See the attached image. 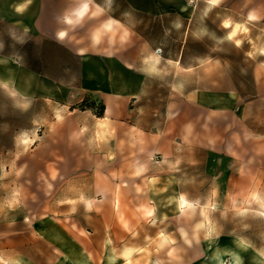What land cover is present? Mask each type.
I'll use <instances>...</instances> for the list:
<instances>
[{
    "label": "rangeland",
    "instance_id": "obj_1",
    "mask_svg": "<svg viewBox=\"0 0 264 264\" xmlns=\"http://www.w3.org/2000/svg\"><path fill=\"white\" fill-rule=\"evenodd\" d=\"M228 1L207 12L199 0L192 14L187 0H118L125 27L101 34V47L84 45L89 28L73 30L77 53L123 55L144 79L111 118L100 95L59 103L0 87V264H56L39 229L92 230L91 199L104 201L96 209L123 264H264V20L235 12L254 0ZM48 51L79 74L78 55ZM63 80L79 89L77 75ZM182 195L193 204L183 214Z\"/></svg>",
    "mask_w": 264,
    "mask_h": 264
},
{
    "label": "crops",
    "instance_id": "obj_2",
    "mask_svg": "<svg viewBox=\"0 0 264 264\" xmlns=\"http://www.w3.org/2000/svg\"><path fill=\"white\" fill-rule=\"evenodd\" d=\"M246 1L249 2V0ZM25 2L26 0H0L1 88L5 89L3 85L7 84L8 89L5 90H14L24 100L46 99L59 103L71 101L77 91L100 95L105 99V114L109 118H111L113 112L118 110L117 103L124 108L129 97L132 98L140 94L144 79L141 78L132 64H127L123 55L117 53L110 55L105 53L104 55L102 50L98 54L95 51L93 52L92 49L77 53L73 48V29L65 25L62 18L65 12L77 7L82 0H32V3L23 13L17 12L16 9ZM205 2L207 3V0ZM228 2V0H222L215 7L208 5L207 12H213L216 8L225 6V3ZM250 3H253V5L249 6L248 9L235 10V12L243 14L246 19L250 14H253L256 17L254 20H264V0H254ZM97 5L105 11L95 18L96 26L93 28L92 19L86 18L84 24L77 27L79 29L89 28V42L84 44L89 47L102 46V40L93 44L92 29L98 28L101 23L108 19L119 22L113 30H122L125 27L123 24L124 10L118 0H93L90 7L95 11ZM190 6L184 7L183 10H192L193 14L198 7L191 4ZM109 8L112 9L110 14ZM227 10L232 9L228 7ZM126 13L128 16L134 17L133 9ZM138 14L139 10H136V16ZM136 24H139V22ZM136 26L133 25L128 29L133 30ZM13 30L19 33L20 39L14 38ZM60 31H68V37L64 40L58 39ZM48 49L56 50V52L61 49L66 54L71 53L73 60L78 55L81 62L79 74L74 76L68 65L54 67V60L56 61V59L49 60V58H45V55L50 52ZM76 75L81 80L79 89L63 80L64 78L76 77ZM98 173L99 171H93V174ZM107 183L99 185V187L107 188ZM96 184L98 188L99 182L97 181ZM115 189L120 190L122 188L119 185ZM88 202L93 207L91 210L94 213L95 222L98 223L92 230L89 227H84L78 220H72L74 222L70 223L69 226L64 223L61 226L51 223L39 229L40 238L53 248V252L61 254L56 264H123L118 255L124 253V251L117 245L111 244L112 240L111 243L107 241V217L96 209L101 207L104 201L102 199H91ZM114 205L118 208L123 205V198L120 193L116 195ZM102 229L105 232L103 241L100 235L97 236ZM259 256L263 260L261 255H258L257 258ZM29 263L28 259L24 258L21 263L17 264Z\"/></svg>",
    "mask_w": 264,
    "mask_h": 264
},
{
    "label": "clouds",
    "instance_id": "obj_3",
    "mask_svg": "<svg viewBox=\"0 0 264 264\" xmlns=\"http://www.w3.org/2000/svg\"><path fill=\"white\" fill-rule=\"evenodd\" d=\"M222 2V0H207V3L210 7H215L217 5H219ZM32 3V0H26V2L22 5H20L16 10L19 13H23L28 6ZM93 4V0H82V2L75 8L65 12V14L63 15L62 18V22L69 26L70 29H75L79 26H82L87 19H95L97 17L98 14H103L104 13V9L100 6H96L95 7V11L92 10V8L90 7ZM91 14V15H89ZM249 20H254L256 19V17L253 14H250L248 17ZM119 22L117 20L114 19H108L107 21L103 22L100 24V26L98 28L95 29V31H93L92 33V42L93 44L98 43L101 34H107V33H111L113 31V28L115 25H118ZM225 27H230V24H225ZM238 28H241L242 26L238 25ZM245 31L247 29H244ZM235 33H232V35H234ZM69 32L68 31H60L58 33V39L60 40H64L66 37H68ZM232 35H230L228 37V39L232 38ZM123 39V38H121ZM23 42V41H21ZM262 54H264V50H262ZM251 55V53H250ZM149 60H154L155 65H159L160 63V57L159 56H152L149 58ZM149 60H146L145 63H148ZM169 63H171V61H169ZM152 72L153 73H157L158 74V69L156 67L152 68ZM3 87L5 89H8V85L4 84ZM175 90V88H174ZM12 96H15L16 93L15 92H11L10 93ZM23 107L27 108L28 105L24 104ZM139 174V173H137ZM81 199H83V197H81ZM180 210L181 213L183 214V211L185 208H192L193 204L188 203L184 196L182 195L180 197ZM262 207H264V205H262ZM261 215H264V213H261ZM198 227H202V225H199Z\"/></svg>",
    "mask_w": 264,
    "mask_h": 264
},
{
    "label": "built area",
    "instance_id": "obj_4",
    "mask_svg": "<svg viewBox=\"0 0 264 264\" xmlns=\"http://www.w3.org/2000/svg\"><path fill=\"white\" fill-rule=\"evenodd\" d=\"M191 5H196L199 0H187Z\"/></svg>",
    "mask_w": 264,
    "mask_h": 264
},
{
    "label": "bare ground",
    "instance_id": "obj_5",
    "mask_svg": "<svg viewBox=\"0 0 264 264\" xmlns=\"http://www.w3.org/2000/svg\"><path fill=\"white\" fill-rule=\"evenodd\" d=\"M236 31H237V28H234V29L229 33V36L232 35V33H235V34H236ZM235 34L232 35V38L235 36ZM238 45H239V44H238Z\"/></svg>",
    "mask_w": 264,
    "mask_h": 264
}]
</instances>
